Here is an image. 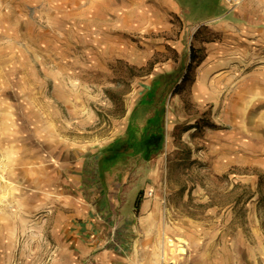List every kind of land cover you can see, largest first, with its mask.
<instances>
[{"label": "rangeland", "instance_id": "obj_1", "mask_svg": "<svg viewBox=\"0 0 264 264\" xmlns=\"http://www.w3.org/2000/svg\"><path fill=\"white\" fill-rule=\"evenodd\" d=\"M260 28L264 0H0V264L45 251L59 194L165 223L163 264H264ZM162 109L159 150L110 158Z\"/></svg>", "mask_w": 264, "mask_h": 264}, {"label": "crops", "instance_id": "obj_2", "mask_svg": "<svg viewBox=\"0 0 264 264\" xmlns=\"http://www.w3.org/2000/svg\"><path fill=\"white\" fill-rule=\"evenodd\" d=\"M262 35L264 30L260 28L243 30L238 36L247 39L243 42L245 49L257 42L256 49L262 52ZM227 51L229 47H223L222 52ZM226 59L223 55L221 62ZM59 196L62 199H56L60 206L55 222L46 223L51 234L35 237L36 243L42 240L46 245L45 251L29 253L31 264H163L165 223H108L92 205L72 203L68 194Z\"/></svg>", "mask_w": 264, "mask_h": 264}, {"label": "trees", "instance_id": "obj_3", "mask_svg": "<svg viewBox=\"0 0 264 264\" xmlns=\"http://www.w3.org/2000/svg\"><path fill=\"white\" fill-rule=\"evenodd\" d=\"M194 59V55H192ZM164 114V109L160 110L156 116L150 119L145 132L139 137L134 133L121 143L122 141H116L112 148L114 149L113 154L110 158H117L124 153H144L145 157L149 159L153 152L159 150L162 146L164 134L161 129L160 119ZM141 193H139L136 199V207L139 208L141 205Z\"/></svg>", "mask_w": 264, "mask_h": 264}]
</instances>
